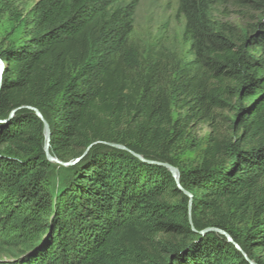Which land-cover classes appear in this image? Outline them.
Here are the masks:
<instances>
[{"label": "trees", "instance_id": "obj_1", "mask_svg": "<svg viewBox=\"0 0 264 264\" xmlns=\"http://www.w3.org/2000/svg\"><path fill=\"white\" fill-rule=\"evenodd\" d=\"M22 1L0 0V232L43 242L6 264H264V0H178L184 62L130 42L137 0ZM25 106L52 156L90 146L61 179ZM200 123L201 161L171 157ZM103 142L175 166L195 230L168 168Z\"/></svg>", "mask_w": 264, "mask_h": 264}, {"label": "rangeland", "instance_id": "obj_2", "mask_svg": "<svg viewBox=\"0 0 264 264\" xmlns=\"http://www.w3.org/2000/svg\"><path fill=\"white\" fill-rule=\"evenodd\" d=\"M35 1L23 0L18 5L26 11ZM230 19L236 23L240 22L235 13H231ZM11 25L19 33L21 32L22 25H17L15 22H12ZM129 40L144 53L151 49H160L165 55H170L182 62L192 58L190 40L185 36V18L179 13L178 0H137ZM209 131V127L205 123L195 125L177 149L171 153V157L182 163H199L207 144ZM74 158L72 157V159ZM51 162L54 163L51 170L52 177L61 179L64 175L61 164ZM40 242L38 243L40 244ZM3 243L6 245H1ZM26 243L25 237H13L7 240L0 232V264L25 259V255L39 245L36 243L32 247L23 249L22 246ZM4 246H8V249ZM9 253L16 254V256L13 258Z\"/></svg>", "mask_w": 264, "mask_h": 264}, {"label": "water", "instance_id": "obj_3", "mask_svg": "<svg viewBox=\"0 0 264 264\" xmlns=\"http://www.w3.org/2000/svg\"><path fill=\"white\" fill-rule=\"evenodd\" d=\"M2 66H3V63L0 61V70H1ZM25 107L28 108V109L33 110L34 113H35V115L38 118H40L41 121L43 122V127H44L43 128L44 129L43 131H44V137H45V141H44V151L46 153V157H47L48 160L54 161V162L59 163L61 165L68 166V165L75 164L77 161H79V159L81 157H83L86 154V152L88 151V149L90 148V146L86 147V149L83 151V153L80 156L75 157L74 159H72V160H70L68 162H63V161L57 159L56 157L52 156L49 153V150H48V148H49V139H50V126H49L48 122L44 119V117L42 116V113L37 108L32 107V106H25ZM14 111H15V109L13 111H11V114H13ZM96 142H98V141H96ZM94 143L95 142H93L92 144H94ZM103 143L106 144V145H109L111 147H115V148L127 150L130 153H132L134 156H136L139 159H141L143 161H146L148 163L158 164V165H161V166H164V167L168 168L171 171L172 175L174 176V178L176 179V181L178 183L179 172H178V169L175 166H173L172 164H170L168 162H164V161H155V160H147V159H144L141 155H139V154L131 151L126 146H124L122 144H119V143H114V142H103ZM178 185H179V183H178ZM179 187L181 188L180 185H179ZM181 189L184 192V194H186L189 197V200H188V211H189L188 219H189V223L191 224V228L193 230H195L194 229V226L192 225V220H191V205H192V197H191V194L188 191L184 190L183 188H181ZM208 231H216V232L224 235L227 238L228 241H232L231 236L226 231H224L222 229H219V228H216V227H206V228L200 230L199 232L201 234H203V233H206ZM234 244H235L236 248L242 252L243 256L249 262V264H256L253 260L249 259L246 256V254L241 250L240 246L237 243H234Z\"/></svg>", "mask_w": 264, "mask_h": 264}]
</instances>
